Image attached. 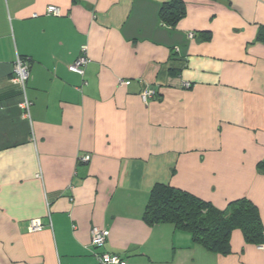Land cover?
<instances>
[{
	"label": "crops",
	"instance_id": "obj_1",
	"mask_svg": "<svg viewBox=\"0 0 264 264\" xmlns=\"http://www.w3.org/2000/svg\"><path fill=\"white\" fill-rule=\"evenodd\" d=\"M168 1L0 0V264H264V241L238 228L221 254L143 220L160 183L219 209L246 198L264 230V0H182L174 26ZM83 45L81 75L68 66ZM94 226L108 230L99 249Z\"/></svg>",
	"mask_w": 264,
	"mask_h": 264
},
{
	"label": "trees",
	"instance_id": "obj_2",
	"mask_svg": "<svg viewBox=\"0 0 264 264\" xmlns=\"http://www.w3.org/2000/svg\"><path fill=\"white\" fill-rule=\"evenodd\" d=\"M184 12L182 0H171L162 4L160 18L174 26ZM259 36L264 40V26ZM259 167L264 170V162ZM143 220L148 224L171 223L175 229L188 232L193 242L221 254L229 251V237L236 228L241 230L248 243L261 244L264 241L258 209L250 200L239 198L219 209L187 191L160 183L155 184L150 192Z\"/></svg>",
	"mask_w": 264,
	"mask_h": 264
},
{
	"label": "built area",
	"instance_id": "obj_3",
	"mask_svg": "<svg viewBox=\"0 0 264 264\" xmlns=\"http://www.w3.org/2000/svg\"><path fill=\"white\" fill-rule=\"evenodd\" d=\"M47 14L59 15L60 10L58 7L54 5H49L46 9ZM192 36V33L189 34ZM88 58L86 56V46L83 45L81 47V54L68 66V69L83 74L85 66L88 63ZM29 77V64L27 59L21 56H17L12 71V81L18 84L20 89L22 100L19 103V106L22 110V116L30 120V106L31 101L26 95V82ZM130 80L120 79L119 84H129ZM141 99L143 101H147L155 95V90L150 89L149 87H145L139 93ZM90 159L89 154H84L78 157V160L81 162H86ZM43 228V224L39 219H31L29 221L28 229L29 231H39ZM108 230L101 229L97 226L92 227L91 229V246L95 249L101 248L107 239ZM261 247H264L261 245ZM126 260L122 258L120 255L109 252H98L96 253V261L94 264H126Z\"/></svg>",
	"mask_w": 264,
	"mask_h": 264
},
{
	"label": "water",
	"instance_id": "obj_4",
	"mask_svg": "<svg viewBox=\"0 0 264 264\" xmlns=\"http://www.w3.org/2000/svg\"><path fill=\"white\" fill-rule=\"evenodd\" d=\"M217 1H219V2H223V3H224V1H223V0H217Z\"/></svg>",
	"mask_w": 264,
	"mask_h": 264
}]
</instances>
